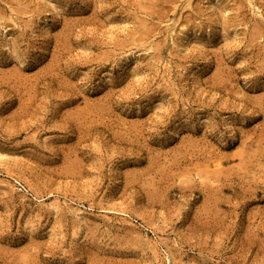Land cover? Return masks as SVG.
Masks as SVG:
<instances>
[{"label": "rangeland", "instance_id": "374dc122", "mask_svg": "<svg viewBox=\"0 0 264 264\" xmlns=\"http://www.w3.org/2000/svg\"><path fill=\"white\" fill-rule=\"evenodd\" d=\"M0 264H264V0H0Z\"/></svg>", "mask_w": 264, "mask_h": 264}, {"label": "bare ground", "instance_id": "6f19581e", "mask_svg": "<svg viewBox=\"0 0 264 264\" xmlns=\"http://www.w3.org/2000/svg\"><path fill=\"white\" fill-rule=\"evenodd\" d=\"M214 4V3H213ZM187 40H190L189 38L187 39ZM133 63H135V62H133ZM133 63H127L126 64V68H131V66L133 65ZM53 207L55 208V209H58V207H59V204H58V202L57 203H55V204H53Z\"/></svg>", "mask_w": 264, "mask_h": 264}]
</instances>
